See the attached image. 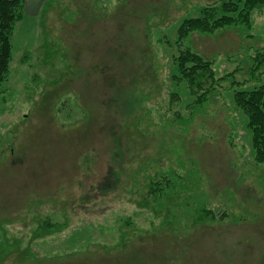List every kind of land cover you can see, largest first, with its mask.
I'll return each mask as SVG.
<instances>
[{
    "label": "rangeland",
    "instance_id": "374dc122",
    "mask_svg": "<svg viewBox=\"0 0 264 264\" xmlns=\"http://www.w3.org/2000/svg\"><path fill=\"white\" fill-rule=\"evenodd\" d=\"M39 1L0 91V264H264V163L233 100L264 84V65L248 71L264 8L247 36H188L216 77L246 81L191 115L177 30L220 0ZM167 173L169 193L148 197Z\"/></svg>",
    "mask_w": 264,
    "mask_h": 264
},
{
    "label": "trees",
    "instance_id": "16d2710c",
    "mask_svg": "<svg viewBox=\"0 0 264 264\" xmlns=\"http://www.w3.org/2000/svg\"><path fill=\"white\" fill-rule=\"evenodd\" d=\"M264 8V0H220L219 3H210L202 6L200 15L194 18H184L178 27L176 39L177 55L172 63L174 73L171 79L175 83H185L187 93L191 98L189 109L191 115L203 108V105L215 94L221 83L229 81L231 86L246 83L235 77L240 67L216 77L212 61L195 52L186 43L188 36L193 32L212 34L226 28H237L242 36H247L253 26L254 12ZM23 0H0V91L9 73V64L12 56V34L16 23L24 16ZM184 40V42H182ZM249 73L254 75L264 65V50L256 52L250 59ZM234 104L241 107L248 119L247 126L251 132V142L254 151V162L264 163V84L250 89H238L233 92ZM170 176V178H165ZM177 180L175 173L166 174L163 181H151L147 196L156 198L169 193ZM213 212L201 207L200 216H209ZM47 223V222H45ZM58 224H50L49 229L55 232ZM61 228V226H60Z\"/></svg>",
    "mask_w": 264,
    "mask_h": 264
},
{
    "label": "crops",
    "instance_id": "0c3cea01",
    "mask_svg": "<svg viewBox=\"0 0 264 264\" xmlns=\"http://www.w3.org/2000/svg\"><path fill=\"white\" fill-rule=\"evenodd\" d=\"M23 2H24V10L26 12H27V10H26L27 5H28L30 11L36 12L39 10V7L42 3L40 1L37 3V0H23Z\"/></svg>",
    "mask_w": 264,
    "mask_h": 264
}]
</instances>
